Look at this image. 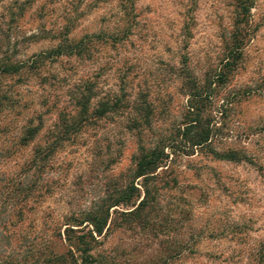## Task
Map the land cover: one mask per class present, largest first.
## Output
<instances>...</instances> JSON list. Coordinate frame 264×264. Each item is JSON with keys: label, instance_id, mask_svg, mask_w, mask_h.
Returning a JSON list of instances; mask_svg holds the SVG:
<instances>
[{"label": "rangeland", "instance_id": "1", "mask_svg": "<svg viewBox=\"0 0 264 264\" xmlns=\"http://www.w3.org/2000/svg\"><path fill=\"white\" fill-rule=\"evenodd\" d=\"M131 1V17L124 19L118 0H0V62L30 63L54 44L49 37L69 17L68 36L75 38L130 22L124 39L113 47L96 44L88 59L61 56L46 62L42 77L2 78L10 105L0 119L9 122V137H18L28 119L37 125V115L41 127L9 160L12 179L34 190L22 205L6 209L0 264H44V254L58 247L55 227L63 215L86 209L106 188L129 181L136 142L122 117L100 119L65 141L39 176L18 170L57 115L72 111L69 95L79 78L97 71L100 96L122 77L129 98L145 89L156 107L158 99L167 103L171 119L185 100L178 93L177 68L183 64L201 78L216 63L233 17L232 0ZM183 21H189L186 39ZM248 29L239 67L219 93L233 101L224 114L214 106L208 112L222 125L214 147L239 150L253 163L213 160L197 152L177 157V184L161 190L147 210V226L117 229L96 246L110 257L106 264H159L174 252L162 264H252L256 249L264 253V0H252ZM169 122L156 123L164 128Z\"/></svg>", "mask_w": 264, "mask_h": 264}, {"label": "trees", "instance_id": "2", "mask_svg": "<svg viewBox=\"0 0 264 264\" xmlns=\"http://www.w3.org/2000/svg\"><path fill=\"white\" fill-rule=\"evenodd\" d=\"M231 4L233 17L226 35L222 38L216 63L208 67L201 78L193 75L183 64L175 71L178 93L185 96L176 118L170 119L167 115V103L161 101L162 99H158L159 104L156 107L145 89L137 90L134 97L129 98L124 93L122 77H119L116 88L109 87L100 96L96 95L97 71L93 75H83L74 84L69 95L72 111L57 115L56 122L43 133L42 143L33 145L30 156L20 163L18 170L21 173L31 170L37 176L44 173L52 165L54 152L65 141L100 119L124 118L125 127L135 136L136 149L131 155L129 181L106 188L86 209L62 216L54 234L58 247L50 255L44 254V264H106L110 257L96 251V246L100 245L108 233L117 229L147 226L148 211L152 209L161 190L177 184L173 166L180 155L187 156L197 152L213 160L253 163L239 150H218L214 147V136L219 134L222 125H216L208 112V108L214 106L219 115L224 114L233 101L234 97H229V94L219 96V93L239 67L242 49L248 40V17L252 0H232ZM117 9L120 17L127 19L131 14L132 1L118 0ZM188 26L189 21H183V39L190 36ZM71 29L72 18L69 17L49 37L55 39L54 44L35 54L28 64L0 62V116L10 105V98L6 95V90H3V77L20 78L24 74L42 77L40 70L46 62L55 61L61 56L74 57L80 61L88 59L96 44L108 42L113 47L118 40L124 39L130 32V22L125 20L110 32L84 33L77 38L68 36ZM184 59L182 55V60ZM30 120H27L20 135L13 138L8 135L9 122L0 119V226L3 228L9 218L4 215L8 205H22L34 190L32 184L30 187L22 186L19 181L12 179V174H8L11 157L38 135L41 127L40 116L37 115V125H31ZM160 120H170L169 125L159 127L160 124L156 122ZM117 206L128 208L120 211L112 208ZM172 255L167 254L159 264ZM251 262L264 264V253L260 248L253 252Z\"/></svg>", "mask_w": 264, "mask_h": 264}]
</instances>
